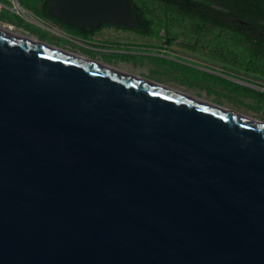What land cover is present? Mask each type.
<instances>
[{
    "label": "water",
    "instance_id": "water-1",
    "mask_svg": "<svg viewBox=\"0 0 264 264\" xmlns=\"http://www.w3.org/2000/svg\"><path fill=\"white\" fill-rule=\"evenodd\" d=\"M0 264H264V126L0 33Z\"/></svg>",
    "mask_w": 264,
    "mask_h": 264
},
{
    "label": "rangeland",
    "instance_id": "rangeland-1",
    "mask_svg": "<svg viewBox=\"0 0 264 264\" xmlns=\"http://www.w3.org/2000/svg\"><path fill=\"white\" fill-rule=\"evenodd\" d=\"M18 1L25 12L17 9L15 0H0L4 4L1 24L8 29L264 123V96L232 79L233 73L237 78L243 76L239 70L211 60L208 51L199 54L193 47H182L179 32L185 21L160 2L137 0L153 21L152 35L105 25L86 37L39 16L37 8L43 0Z\"/></svg>",
    "mask_w": 264,
    "mask_h": 264
},
{
    "label": "flooded vegetation",
    "instance_id": "flooded-vegetation-1",
    "mask_svg": "<svg viewBox=\"0 0 264 264\" xmlns=\"http://www.w3.org/2000/svg\"><path fill=\"white\" fill-rule=\"evenodd\" d=\"M217 2L214 0L213 4L221 5L229 13L205 16L175 13L185 21L183 30L179 32V42L184 48L197 49L199 54L208 51L211 60L239 70L243 79L234 76L235 73L230 77L264 96V0ZM218 19L220 24L216 23ZM1 23L0 20V25H5Z\"/></svg>",
    "mask_w": 264,
    "mask_h": 264
},
{
    "label": "trees",
    "instance_id": "trees-1",
    "mask_svg": "<svg viewBox=\"0 0 264 264\" xmlns=\"http://www.w3.org/2000/svg\"><path fill=\"white\" fill-rule=\"evenodd\" d=\"M131 3V9L134 12L138 26L134 28H128L122 25H116L114 23H103L99 29L103 26L111 24L123 29H131L136 32H139L143 35H152L153 34V21L148 17L149 12L141 6L137 0H129ZM164 4L169 10L178 14H189V15H200L205 16L206 14H227L229 13L221 5H214V0H152ZM220 2V0H216ZM48 0L44 1V4L41 8L37 9L39 16L52 20L53 22L61 25L63 28H66L75 34L81 36H89L95 33L98 29L93 27L79 28L75 25H71L57 17H54L50 14L48 6ZM217 2V3H218ZM209 19V18H207ZM213 23V22H212ZM215 23V22H214ZM217 24H220L221 21L218 19Z\"/></svg>",
    "mask_w": 264,
    "mask_h": 264
},
{
    "label": "bare ground",
    "instance_id": "bare-ground-1",
    "mask_svg": "<svg viewBox=\"0 0 264 264\" xmlns=\"http://www.w3.org/2000/svg\"><path fill=\"white\" fill-rule=\"evenodd\" d=\"M15 5L17 7V9L19 10H22L23 12H25V10L23 8H21L17 2V0H15ZM0 33H3V34H6V35H9V36H12V37H15L17 39H20V40H23V41H26V42H29V43H32V44H35V45H38V46H41V47H44L46 49H49V50H52V51H55V52H58V53H61V54H64V55H67V56H70V57H73L75 59H78V60H81V61H84L86 63H89L91 65H94V66H97L99 68H102V69H105V70H108V71H111V72H117V73H121V74H126V75H130V76H134L135 78L139 79V80H142L148 84H151L153 86H156V87H159V88H162V89H165L166 91H169L177 96H180V97H183V98H186L188 100H192V101H197L199 102L200 104H203L207 107H210L212 109H216V110H219L221 112H225V113H229V114H232V115H235V116H239V117H242L250 122H253L255 124H259V125H263L264 126V123L252 118V117H249V116H244V115H241V114H238L236 112H233V111H230L228 109H225L223 107H220L218 105H215L211 102H208L206 100H202V99H199V98H196V97H193L191 95H188L186 93H183L181 91H178V90H174V89H171V88H168V87H165V86H162L160 84H156V83H153V82H150V81H147L141 77H138V76H135V75H132V74H129L127 72H125L124 70H121V69H117L115 67H112V66H109L107 64H104L103 62H100V61H95V60H92L90 58H87V57H84L82 55H79V54H75L73 52H70L68 50H64V49H61V48H58L56 46H52L48 43H45V42H42L40 41L38 38L36 37H31L29 35H26L24 33H22L21 31H15L13 29H8L6 27V25H0Z\"/></svg>",
    "mask_w": 264,
    "mask_h": 264
},
{
    "label": "built area",
    "instance_id": "built-area-1",
    "mask_svg": "<svg viewBox=\"0 0 264 264\" xmlns=\"http://www.w3.org/2000/svg\"><path fill=\"white\" fill-rule=\"evenodd\" d=\"M4 7V5L2 3H0V11L1 9Z\"/></svg>",
    "mask_w": 264,
    "mask_h": 264
}]
</instances>
